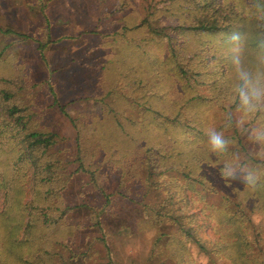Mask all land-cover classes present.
Returning a JSON list of instances; mask_svg holds the SVG:
<instances>
[{
	"label": "trees",
	"instance_id": "trees-1",
	"mask_svg": "<svg viewBox=\"0 0 264 264\" xmlns=\"http://www.w3.org/2000/svg\"><path fill=\"white\" fill-rule=\"evenodd\" d=\"M108 15L120 17L104 32H90L96 41L95 84L103 92L97 100L99 125L84 141L88 145L82 147V135L67 105L56 99L51 104L77 132L74 174L87 176L93 190L103 196L105 204L95 216L104 213L112 198L123 199L138 206L146 228L159 229L153 248L158 256L171 255L158 242L179 241L180 251L193 246L211 264L220 260L264 264V256L254 255L253 245L258 247L259 240H250L248 227V213L264 202V176L255 190L245 184L236 188L235 202L224 197L218 205L207 206L203 195L214 190L205 182L206 174H200L204 168L219 174L222 162L234 155L244 157L239 163L246 169L264 172V161L255 159L242 132L228 124V65L223 74L216 70L210 74L200 61L208 58L202 53L207 49L200 40L204 36L229 39L232 32L246 34L250 51H255L256 33L245 19L251 15L246 0H160L150 3L140 17L133 18L120 7ZM0 34L29 39L12 30ZM43 50L39 44L42 61ZM4 97L11 94L0 90V99ZM210 127L224 130L233 141L226 156L212 158L215 166L205 145L204 133ZM57 139L42 132L24 107L0 105V264L87 259V252L69 246L68 236L75 228L66 218L76 206L63 199L71 175L68 163L51 159ZM107 171L118 179L110 194L98 179ZM251 199L255 206L248 205ZM94 226L101 229L98 220Z\"/></svg>",
	"mask_w": 264,
	"mask_h": 264
},
{
	"label": "rangeland",
	"instance_id": "rangeland-1",
	"mask_svg": "<svg viewBox=\"0 0 264 264\" xmlns=\"http://www.w3.org/2000/svg\"><path fill=\"white\" fill-rule=\"evenodd\" d=\"M158 1L0 0V30L29 36V39L23 40L0 34V90L11 94L9 99H0V105L24 107L26 115L31 116L42 132L55 134L58 138L57 145L51 150V159L59 158L68 163L65 167L71 175L63 191V199L66 204L76 206L66 218L67 223L75 228L68 236L69 246L87 252V259L77 258L68 264H211L193 246H185L184 251H180L181 248L176 245L181 243L179 241H168L172 244L171 248L165 241L158 242L171 252L170 256H158L153 248L159 229L146 228L141 223L138 206L123 199L112 198L104 213L96 217V210L105 204L103 196L93 190L87 176L74 174L77 166L72 163L75 159L76 130L85 138L83 140L81 136L84 148L89 144L84 141L88 142L87 138H91L96 125H99L97 100L103 92L101 87L97 90L95 84L94 68L97 64L93 59L96 56V41L90 32H104L110 22L119 18L120 15L109 17L114 8H123L124 13L136 18L143 15L150 3ZM140 37L137 35L134 38L139 40ZM200 40L207 48L202 53L208 58L200 59L205 64V72L211 74L216 70L223 74L227 64L225 50L228 37L204 36ZM39 44L44 45V61L40 59ZM53 99L67 105V113L78 127L76 130L56 107H51ZM208 115L212 118L213 111ZM102 122H106V117ZM241 139L249 145L244 132ZM83 152L89 155L87 151ZM97 154L104 155V152ZM243 160L244 157L240 156L239 162ZM106 173L99 175L98 179L110 194L116 190L118 179L110 171ZM200 174H206L205 182L214 190V193L203 195L207 206L218 205L224 197L235 202V189H241L244 184L239 180L226 184L215 169L204 168ZM252 200H249V206L253 203L255 206L256 202ZM258 208L259 205L254 212L248 213V227L252 235L249 237L252 241L259 240L258 247L253 245L254 255L264 256V202ZM96 220L101 223V229L94 226ZM207 234L205 230L204 235ZM172 251L180 252L173 256ZM181 256H184L183 260ZM217 264L229 263L220 260Z\"/></svg>",
	"mask_w": 264,
	"mask_h": 264
},
{
	"label": "clouds",
	"instance_id": "clouds-1",
	"mask_svg": "<svg viewBox=\"0 0 264 264\" xmlns=\"http://www.w3.org/2000/svg\"><path fill=\"white\" fill-rule=\"evenodd\" d=\"M246 8L251 15L245 19L256 33L255 51H250L246 34L232 32L229 35L225 60L230 69L227 95L231 111L227 121L229 126L234 123L236 129L246 134L254 157L264 160V0H246ZM204 134L209 160L215 166L212 158L226 156L233 141L224 130L215 127L207 128ZM219 174L226 184L239 180L251 190L258 187L264 176V172L243 167L236 155L222 162Z\"/></svg>",
	"mask_w": 264,
	"mask_h": 264
}]
</instances>
